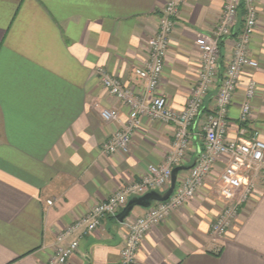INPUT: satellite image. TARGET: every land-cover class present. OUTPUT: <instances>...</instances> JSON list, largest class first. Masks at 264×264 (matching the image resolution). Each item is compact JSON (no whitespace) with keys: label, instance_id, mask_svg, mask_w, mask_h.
Masks as SVG:
<instances>
[{"label":"crops","instance_id":"0c3cea01","mask_svg":"<svg viewBox=\"0 0 264 264\" xmlns=\"http://www.w3.org/2000/svg\"><path fill=\"white\" fill-rule=\"evenodd\" d=\"M165 0H0V264H48L57 233L121 185L160 164L172 127L143 117L126 154L102 152L128 109L101 85L105 68L124 85L137 82L144 45L158 26ZM223 0H185L167 47L158 91L182 109L196 81V43L215 27ZM257 28L249 49L258 83L249 131L264 140V0L256 1ZM243 29V9L220 45L222 70ZM244 79V78H243ZM245 80V79H244ZM244 80L242 82H244ZM243 83L228 106V136L236 135ZM215 90L203 102L214 104ZM119 121L105 122L102 109ZM193 141L176 180L193 165L202 136ZM47 201H51L49 204ZM221 201L206 184L196 197L153 225L137 252L138 264H264V186H258L223 236L209 227ZM144 207L132 212L140 214ZM116 215L92 233L65 264H120L124 231Z\"/></svg>","mask_w":264,"mask_h":264},{"label":"built area","instance_id":"2783aa9c","mask_svg":"<svg viewBox=\"0 0 264 264\" xmlns=\"http://www.w3.org/2000/svg\"><path fill=\"white\" fill-rule=\"evenodd\" d=\"M184 1L165 0L157 30L145 42L143 65L134 70L136 83L124 85L105 68L96 70L102 87L128 109L121 128L104 140L102 152L107 155L128 153L132 136L139 129L143 117L172 127L170 150L160 164L149 165L138 180L121 185L61 229L48 264H65L79 246L78 236H73L78 232H94L105 216L116 215L131 198L150 191H166L172 170L187 158L193 141L192 129L196 127L202 136V146L193 165L177 178L171 195L165 201L152 202L140 214L131 211L120 222L124 229L120 264H138L137 252L149 229L196 197L206 184H210L222 205L209 227L210 233L215 236H223L232 228L242 207L250 204L254 198L257 187L264 186V140L258 130L249 131L246 127L252 118L251 100L258 89V83L246 71L258 67L249 49L257 28V0H223L221 13L211 34L206 35L204 41L196 43L195 84L184 107L175 109L158 89L169 38L177 24L179 6ZM241 8L243 29L236 34L232 57L222 70L220 45L231 35ZM242 83L244 91L237 131L233 138H229L227 110ZM212 90H215L213 108L209 113H204V99ZM100 116L105 122H116L120 115L114 109L104 108Z\"/></svg>","mask_w":264,"mask_h":264},{"label":"water","instance_id":"95a60500","mask_svg":"<svg viewBox=\"0 0 264 264\" xmlns=\"http://www.w3.org/2000/svg\"><path fill=\"white\" fill-rule=\"evenodd\" d=\"M176 173H177V168H174L172 170L170 185L166 191H164L163 193H159L156 191H150L140 197L131 198L127 202V204L122 208V210L116 214V219L119 222H122L123 219L127 217L130 214V212L133 210V208L136 206L148 207L154 201H165L171 195L175 187Z\"/></svg>","mask_w":264,"mask_h":264}]
</instances>
